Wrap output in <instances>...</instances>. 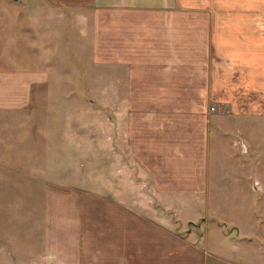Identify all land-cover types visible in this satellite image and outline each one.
Listing matches in <instances>:
<instances>
[{"label":"rangeland","instance_id":"374dc122","mask_svg":"<svg viewBox=\"0 0 264 264\" xmlns=\"http://www.w3.org/2000/svg\"><path fill=\"white\" fill-rule=\"evenodd\" d=\"M87 1L0 0V102L17 96L16 106L0 109V264H47L38 260L44 250L69 253L63 243L56 253V242L45 249L55 235L71 238L50 237L46 217L47 200L69 192L85 205L97 196L113 204L122 199L130 264H264V74L259 80L255 70L249 82L247 69L213 66L212 56L205 68L215 75L208 89L216 91L153 99L150 67L137 72L108 59L119 51H106L100 39L87 43L80 27L70 29V16L80 11L76 3ZM55 12L67 18L54 19ZM30 70L44 71L46 79L25 104L20 82L12 94L6 76ZM156 107L196 114L187 126L172 125L175 115L157 126L170 142L189 132L188 145L153 152ZM164 155L181 162L183 177L203 173L202 193L180 187L181 193L153 195V171L170 177L180 164L164 163ZM198 160L205 161L200 172ZM59 209L57 219L67 213L64 205ZM134 213L147 217L153 230L130 226ZM56 223L66 230L65 221Z\"/></svg>","mask_w":264,"mask_h":264},{"label":"crops","instance_id":"0c3cea01","mask_svg":"<svg viewBox=\"0 0 264 264\" xmlns=\"http://www.w3.org/2000/svg\"><path fill=\"white\" fill-rule=\"evenodd\" d=\"M76 4V8L79 7L82 11L75 10L78 11L76 15L70 16V29L80 27L84 37L89 36L87 43L91 39L97 43L100 39L106 51L107 46L119 51L117 56L106 55L108 59L120 60L136 70L138 67H150L153 72V99H188L197 92L204 97L207 92L210 94L216 91L213 89L210 92L208 89L209 82L215 81V75L211 76L205 68L211 66L209 57L212 56L215 60L213 66L226 65L247 69L249 82H254L252 78L255 70L258 71L256 75L259 80L264 74V0H89L85 4ZM93 8V13H87ZM56 15H60L57 19L61 21L67 18L65 12H55L52 17L55 19ZM34 25L40 27L38 23ZM58 30L59 28L56 29ZM6 77L9 78L8 86L12 94L15 81L20 82V99L22 102L27 101V104L32 97V88L44 82L46 74L42 70H30L21 77ZM11 99L0 102V109L16 106L17 96L15 100ZM190 114L196 115L190 113L188 108H177L174 111L162 107L153 108V152L163 154L173 144L179 147L188 145L184 137L190 136L189 132L177 133V140L170 142L171 136L169 137L166 129L159 130L157 126L158 123L167 125L169 115L176 116L172 118L175 121L172 125L187 126L192 120ZM164 156V163H170L171 160L180 162L175 158L170 160V155ZM198 162L196 169L200 172V164L204 168L205 161ZM182 169L184 166L181 162L173 168L175 173L171 176H175L174 179L169 174L163 176L162 173L154 174L153 171V195L181 193L183 190L180 187L189 188L187 191L192 194L202 193L205 188V175L192 170L191 178L183 177L180 175ZM169 170L171 168H167ZM183 179L186 181H181ZM73 194L56 193L52 195V199L47 200L46 217L50 227L47 234L51 237L57 233H69L71 240L67 242L61 236L55 235L45 241V249L56 242V253L57 247L60 248L63 243L64 247H69V253L61 256L59 252L52 254L44 250L43 254L38 255V260L47 264L132 263L134 257L130 255L127 261L124 250L128 231L125 224L126 212L119 208L127 209L122 199L119 197L118 200L122 203L113 204L114 200L97 196L93 198L94 204L85 205L81 204L77 193L75 198ZM54 199H57V204L65 200L54 208ZM61 205H64L67 213L57 219L55 212H61ZM129 217L132 220L130 226L141 224L146 230H153L147 217L138 213L129 214ZM56 220H59L60 225L65 221L67 227L64 232H59ZM169 260L173 261L170 264L180 261Z\"/></svg>","mask_w":264,"mask_h":264}]
</instances>
